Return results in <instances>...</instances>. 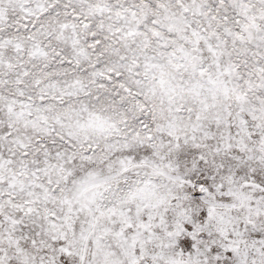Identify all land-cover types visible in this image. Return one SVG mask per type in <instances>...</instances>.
<instances>
[{
	"label": "snow or ice",
	"instance_id": "obj_1",
	"mask_svg": "<svg viewBox=\"0 0 264 264\" xmlns=\"http://www.w3.org/2000/svg\"><path fill=\"white\" fill-rule=\"evenodd\" d=\"M0 264H264V0H0Z\"/></svg>",
	"mask_w": 264,
	"mask_h": 264
}]
</instances>
